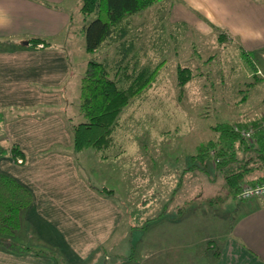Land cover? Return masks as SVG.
Segmentation results:
<instances>
[{
    "label": "rangeland",
    "instance_id": "1",
    "mask_svg": "<svg viewBox=\"0 0 264 264\" xmlns=\"http://www.w3.org/2000/svg\"><path fill=\"white\" fill-rule=\"evenodd\" d=\"M176 3L178 0H160L130 18L128 37H136L138 64L158 69L149 85L120 112L113 144L104 151L85 150L76 161L78 172L94 187L105 185L113 190L110 196L124 213L126 229L118 231L124 237L114 236L106 244L105 257L100 256L101 251L96 255L94 261L100 259L101 264H122L130 259L164 264L166 257H171L168 264H198L202 251L212 243L205 238L207 226L223 228L229 218L228 206L236 200L210 161L204 168L195 166L196 162L190 166L189 156L199 145L216 140L217 134L210 128L215 124L259 115L264 76L254 80L250 67L253 63L264 74V48L242 53L233 38L225 36L218 43L213 32L198 34L185 21L171 17ZM72 18L65 49L74 78L66 92L69 105L60 112L76 122L82 120L78 82L86 61L110 64L117 55L115 43L110 41L93 53L85 52L83 16L75 12ZM178 67L190 69L184 84H177ZM117 152L118 156L110 157ZM103 156L108 159L100 160ZM144 223L147 229L139 230ZM24 238L20 225L12 241L34 246Z\"/></svg>",
    "mask_w": 264,
    "mask_h": 264
},
{
    "label": "crops",
    "instance_id": "2",
    "mask_svg": "<svg viewBox=\"0 0 264 264\" xmlns=\"http://www.w3.org/2000/svg\"><path fill=\"white\" fill-rule=\"evenodd\" d=\"M80 2L0 0V148L14 144L23 154L20 163L0 155V172L31 194L21 215L23 240L52 250L59 264H101L96 255L103 256L114 236L124 237L120 227L126 229L118 202L98 194L78 172L60 112L69 105L66 92L74 78L65 45ZM174 5L171 17L202 36L219 29L245 51L264 48V0H178ZM34 37L49 45H32ZM259 104L255 118L264 117V99ZM227 213L223 228L207 226L205 238L212 243L198 264H264V196L236 199ZM1 243L0 264H53L44 254L16 253Z\"/></svg>",
    "mask_w": 264,
    "mask_h": 264
},
{
    "label": "trees",
    "instance_id": "3",
    "mask_svg": "<svg viewBox=\"0 0 264 264\" xmlns=\"http://www.w3.org/2000/svg\"><path fill=\"white\" fill-rule=\"evenodd\" d=\"M159 1L81 0L78 13L83 16L81 28L85 52L93 53L104 42L110 41L115 43L117 58L111 60L110 64L95 59L86 61L84 72L78 82L79 113L82 120L75 122L71 120V117L63 116L66 127L70 131L71 156L75 163L83 151L88 149L104 151L113 144L112 135L116 129L120 112L153 80L158 67L155 66L150 70L147 66L138 64L134 51L136 37H128V22L132 16ZM90 15L93 18L87 20ZM213 30L218 43H223L225 36L228 37L223 30ZM234 41L240 52H247L239 46L238 41ZM29 43L42 44L45 47L49 45L47 41L38 37L30 38ZM250 69H252L251 75L254 80L261 78L254 73L253 63ZM112 71L114 72L111 73ZM190 76L191 72L188 67L177 68V84L186 83ZM263 119L264 117L236 123L221 122L210 127L217 134L216 140L199 145L195 154L189 156L190 166L196 162L195 166L204 168L210 161L217 173L221 174L227 192L239 199L238 193L242 184L254 185L264 181V130L259 127ZM234 126L253 127V132L249 138H243L233 131ZM3 154H8L14 162L17 158L21 162L23 158L22 152L14 144L0 148V155ZM116 155L118 156L119 153H114L110 157H116ZM107 158L102 157V159ZM88 186L106 197L113 192L105 185L99 188ZM31 201L32 197L28 189L0 172V242L16 253L44 254L52 259L53 264H59L62 260L59 256H55L52 250L23 247L12 241L20 227L21 215ZM169 202L170 200L165 204L169 206ZM135 227L138 226H131V228ZM147 227V223H144L138 229L142 231ZM130 262H132L131 259L126 263Z\"/></svg>",
    "mask_w": 264,
    "mask_h": 264
},
{
    "label": "built area",
    "instance_id": "4",
    "mask_svg": "<svg viewBox=\"0 0 264 264\" xmlns=\"http://www.w3.org/2000/svg\"><path fill=\"white\" fill-rule=\"evenodd\" d=\"M260 129L264 130V119L260 122ZM233 131L243 138H249L253 132V127L239 128L233 127ZM19 162V161H18ZM264 195V181L258 184H242L238 193V198L242 200H249L252 198L261 197Z\"/></svg>",
    "mask_w": 264,
    "mask_h": 264
}]
</instances>
